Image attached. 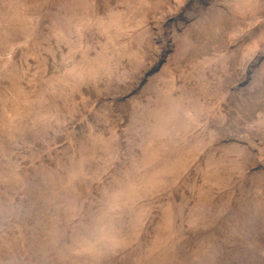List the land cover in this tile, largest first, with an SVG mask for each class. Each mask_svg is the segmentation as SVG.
Instances as JSON below:
<instances>
[{
	"label": "rangeland",
	"instance_id": "obj_1",
	"mask_svg": "<svg viewBox=\"0 0 264 264\" xmlns=\"http://www.w3.org/2000/svg\"><path fill=\"white\" fill-rule=\"evenodd\" d=\"M0 264H264V0H0Z\"/></svg>",
	"mask_w": 264,
	"mask_h": 264
}]
</instances>
